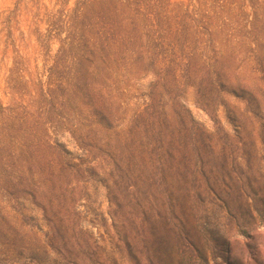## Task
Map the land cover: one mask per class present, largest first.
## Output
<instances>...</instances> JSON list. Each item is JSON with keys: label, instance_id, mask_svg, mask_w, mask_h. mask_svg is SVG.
I'll use <instances>...</instances> for the list:
<instances>
[{"label": "trees", "instance_id": "1", "mask_svg": "<svg viewBox=\"0 0 264 264\" xmlns=\"http://www.w3.org/2000/svg\"><path fill=\"white\" fill-rule=\"evenodd\" d=\"M245 6L75 0L49 12L37 36L41 72L15 60L11 102L0 104V238L25 234L24 220L17 225L25 200L47 228L36 227L43 238L37 248L60 253L95 182L105 184L113 219L131 204L144 220L152 203L172 202L190 217L205 191L221 200L201 171L202 157L213 151L210 136L195 124L185 96L215 119L221 94H252L256 86L240 76L264 42V0H250L251 16ZM249 72L264 75V68ZM199 181L204 189L197 190ZM120 213L126 222L129 214Z\"/></svg>", "mask_w": 264, "mask_h": 264}, {"label": "rangeland", "instance_id": "2", "mask_svg": "<svg viewBox=\"0 0 264 264\" xmlns=\"http://www.w3.org/2000/svg\"><path fill=\"white\" fill-rule=\"evenodd\" d=\"M64 1L71 7L75 0H0L3 107L11 102L7 78L15 60H24L32 73L41 72L44 62L37 36L46 29V15ZM244 3L251 16L250 0ZM50 49H56L55 41ZM256 49L251 66L264 68V42ZM251 66L240 78L256 86L252 94H221L215 119L193 104L191 94L185 96L195 124L210 136L213 151L202 157L201 171L221 200L205 191L190 217H183L172 202L152 203L145 207L144 220L137 217L142 208L131 204L121 210L129 214L125 222L121 211L114 219L110 216L105 184L95 182L78 208L77 229L67 234L60 253L47 246L37 248L43 238L35 233L36 227L43 233L47 228L38 210L20 200L17 225L24 220L25 234L2 235L0 264H264V75L250 74ZM195 185L204 189L200 181ZM156 211L165 218L156 220L151 216ZM10 240L13 245H7Z\"/></svg>", "mask_w": 264, "mask_h": 264}]
</instances>
